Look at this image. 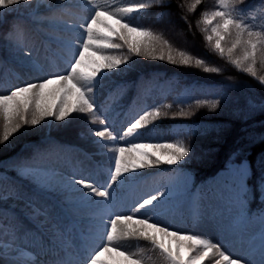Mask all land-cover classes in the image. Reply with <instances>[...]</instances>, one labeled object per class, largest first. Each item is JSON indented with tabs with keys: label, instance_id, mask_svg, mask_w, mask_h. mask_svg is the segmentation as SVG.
<instances>
[{
	"label": "trees",
	"instance_id": "trees-1",
	"mask_svg": "<svg viewBox=\"0 0 264 264\" xmlns=\"http://www.w3.org/2000/svg\"><path fill=\"white\" fill-rule=\"evenodd\" d=\"M41 1L32 0L31 6L22 4L0 12V94L56 76L44 64L50 60L57 67L56 62L40 51L37 43L43 49L49 40L56 42L59 49L55 55L69 67L76 49L67 47V44L83 38V30L78 25L84 21L77 9H60L58 4L44 8ZM140 2L150 6L127 19L162 36L171 44L177 58L183 51L193 60L188 65H181L168 61L167 54L164 60L149 54L136 56L128 52L126 45L112 50L108 54L127 56V63L104 72L95 94L99 96L111 87L117 92V99L108 112L98 108V115L114 126L113 110L123 111L129 108L131 101H135L131 121L145 110L159 108L166 115L142 130L139 143L183 142L190 150L183 159L184 167L196 180L214 175L228 163L246 161L250 172L246 179V199L250 209L260 205L258 196L264 178V83L261 82L264 54L258 52L253 65L256 75L253 76L244 70V64L237 66L231 62L243 55L239 46L232 57L227 52L221 56L215 50V39L212 42L206 39L208 31L203 20L206 13L217 10L218 0H200L193 10L189 9L195 0H169L164 8L151 4V0H131V3ZM77 3L79 0H71L65 5L73 7ZM235 9L237 13L248 9V22L258 25L256 30L264 26V0H243L235 5ZM23 24L26 27L21 31ZM65 25L71 26V30ZM112 26L119 29L114 20ZM97 27L107 34L103 26ZM130 38L144 39L137 33L130 34ZM113 40L123 44L118 36H113ZM232 40L234 35L226 36L222 46L230 47ZM62 48L69 49V52L62 51ZM27 52L31 55H25ZM159 54L155 53L157 57ZM196 59L203 60L204 64L197 66ZM103 63L105 61L97 56L89 54L86 57L88 68ZM205 67L217 68L219 72H205ZM154 78L157 80L152 89L146 90L144 81ZM160 78L163 79L162 89L157 90ZM213 102H216L215 109L210 107ZM181 112L188 115H180ZM102 127L99 119L79 113L64 121L46 117L38 126H23L7 142L0 143V179L21 182L28 188L42 187L64 206V211L73 212L81 201L80 193L76 192L79 186L70 183L75 178L71 171L60 170L50 157L65 143H76L87 151L98 149L91 133ZM2 133L3 118L0 116V136ZM24 168L31 169V173L22 174ZM155 168L150 164L146 170ZM12 186L15 189V184ZM10 197L13 198V194ZM2 207L9 210L7 206Z\"/></svg>",
	"mask_w": 264,
	"mask_h": 264
},
{
	"label": "snow or ice",
	"instance_id": "snow-or-ice-1",
	"mask_svg": "<svg viewBox=\"0 0 264 264\" xmlns=\"http://www.w3.org/2000/svg\"><path fill=\"white\" fill-rule=\"evenodd\" d=\"M169 0H151V4L159 8H164ZM243 0H218L219 7L210 14H205L204 23L215 25L211 27V35L206 39L209 42L214 40V48L223 56L226 52L229 57L237 50L238 46L242 49L243 55L232 59V63L240 66L244 64V70L253 76L256 72L253 65L256 63L258 52L264 54V26L261 30H256L258 25L248 22L246 15L248 9H241L237 13L235 5L242 3ZM200 0H195L190 5L189 10L195 9ZM31 6L32 0H0V12L10 10L12 6L19 5ZM150 5L145 2L130 3L125 6L112 8L96 7L94 15L86 22L78 25L83 30V38L77 41H70L69 48H75L73 59L69 63L70 71L67 74H59L52 78H46L35 83H28L24 86L16 87L6 94H0V116L3 118V133L0 136V143H5L9 138L20 130L23 126L33 127L41 124L46 117H54L56 121H64L74 113L90 114L95 119H99L102 129H95L92 135L96 138L99 151L110 154V168L107 181L101 183L93 179L74 178L70 183L80 186L81 197L101 198L100 200H88L89 203L112 204L114 199L115 185L122 184L127 176L135 175L140 169L147 168L150 164L161 162L167 165H175L189 155V148L183 142L176 143H137L136 137L142 136V130L156 121L157 118L166 113H162L159 108L143 111L138 118L130 121L119 135L114 131L113 126L108 124L106 119L98 115L99 109L96 104L94 93L99 87L105 71L118 69L127 63V56L120 57L108 54L112 50L127 46L128 52L141 56L152 55L153 58L165 59L173 64L188 65L193 57L186 52L180 51L177 56L173 55L172 46L162 36L155 34L150 29L138 24L131 23L127 17L146 10ZM182 7V5H178ZM114 20L119 29L108 24L105 19ZM98 25L107 30V34L100 31ZM66 29L71 30V26L65 25ZM235 30L234 33L232 30ZM137 33L143 36V40L131 39L130 34ZM231 46L225 48L222 41L226 36H233ZM113 36H118L123 44L113 40ZM159 52L157 57L155 53ZM91 54L98 59L105 61L96 68L86 71V57ZM25 55H31L30 52ZM96 63V61H92ZM197 66L204 64L203 60L196 59ZM205 72H219L217 68H204ZM264 83V77H261ZM49 85H56L50 91ZM216 108V102L210 105ZM180 115H188L181 112ZM94 122V121H93ZM126 138H128L126 140ZM157 149L165 153L156 156V153L142 152L141 149ZM136 153L137 156H133ZM31 169L24 168L23 173H31ZM246 169H237L238 178L246 174ZM262 194H264V178L261 179ZM235 192L232 193L237 200L246 199L247 193H242L238 184L234 183ZM168 196V191H158L150 194L142 201L133 204L129 210L131 214H120L118 212L106 213L100 217L99 231L95 233V238L100 241L96 244L93 251L85 258L84 264H108V261L101 259L105 253H117L124 257L127 264H142V259L134 252L127 251L119 245V241L129 237L143 238L151 243L153 249L158 250L165 258L167 264H205L210 258V254L215 253L219 259L215 264H241L242 258H232L226 254L219 244L201 236L180 233L170 229L167 225L161 224L155 219L158 215L157 207L162 198ZM143 210V211H142ZM148 213H153L149 215ZM139 214V215H138ZM151 230V231H150ZM12 237L13 234L0 227V250L12 247L11 243H4L3 237ZM92 234H89L91 238ZM171 237L177 241L176 248H172L165 243V238ZM187 241V244H182ZM262 248H264V238H262ZM181 247L187 249L186 253L180 251ZM53 264H72L70 260H56Z\"/></svg>",
	"mask_w": 264,
	"mask_h": 264
},
{
	"label": "rangeland",
	"instance_id": "rangeland-1",
	"mask_svg": "<svg viewBox=\"0 0 264 264\" xmlns=\"http://www.w3.org/2000/svg\"><path fill=\"white\" fill-rule=\"evenodd\" d=\"M68 1L69 0H42L41 2L43 7H49ZM94 2H100L105 5L106 8L112 9L129 4L128 0H83V14L85 17H89L92 9L91 5ZM106 22L111 24L108 19H106ZM215 23L216 21H213L212 25H206L204 23L208 35L212 34L211 27L214 26ZM183 45L188 46L185 42H183ZM49 53H51V49ZM93 68L86 67L85 70L90 71ZM64 69L63 67L62 70ZM69 71L70 69L67 68L62 74H67ZM151 84V82L148 83V86ZM55 87L56 85H50L48 91ZM127 139L128 138H126V140ZM137 139L136 137V142ZM141 151L149 152L150 154L153 153L152 150L147 148L141 149ZM155 153L156 155L152 156L153 160L156 159V156L165 155V153ZM90 154L93 153H85L75 146L66 148L62 156L57 158H61V160L65 159L66 162L71 163L78 178L83 177L104 183L106 177L100 169L94 168L89 158ZM133 156H137V154L133 153ZM137 158L139 157L137 156ZM153 166L158 168H160V166H168L175 170L169 174L162 171L158 172L156 176L147 175L142 177L141 180L136 179V174L147 172V168H144L140 169L135 175L127 176V179H125L122 184H118L121 188L122 186L126 188L123 189V194L120 193L118 197H114V205H111L110 213L118 212L120 214H131L129 210L132 208L133 204L142 201L143 198H147L150 194L167 190L168 196L163 202L160 201V205L156 209L158 215H156L155 218L158 219L160 223L164 222V224L168 226L171 225V227L172 224H174V226H178L179 229H170L176 230L182 234L190 233L209 239L219 244L222 250L232 258V253L235 251L240 253L242 257H248L246 255L249 254L250 259L246 258L249 264H264V248L261 246L264 236H256L264 220V211L261 212L258 217L252 218L250 216H245L242 200H237L235 196L232 195V193L235 192L233 188L234 183L240 186L241 192L245 190L244 178L249 172L247 163H230L225 167V170H221L214 177L207 178L204 183L197 188L192 187V174L184 169L182 160L171 166L163 162L153 164ZM240 167L247 170L242 178H238L237 173V169ZM3 187L2 185L0 190H2ZM40 189L43 191L39 190L37 194H29L24 186H20L22 198L17 196L15 200L8 197V195L0 197V213L6 215L7 211H5L2 206H7L10 209L21 211L24 214L11 216L9 220L10 226L14 225L21 235L23 233H31L33 238L34 235L38 236V242H36V244H39L30 243L26 250V254L21 257V261L17 264H53L56 260H65L67 255L70 256L68 260H70L72 264H84L85 258L93 251L96 244L100 243V241L95 238V233L100 230L99 221H92V218L93 213H96L98 218L104 214L96 209V205L94 206L93 203L88 202V200H95L96 198H82L83 201L79 208L80 214H78L80 217L79 220H81V225L86 226L84 229L88 230L87 232L90 231L88 235H82L75 226L69 224L68 217L64 216V214H60L57 206L52 205L45 190L43 188ZM76 192H81L80 187ZM187 208V221L189 222V226H186L184 218L180 217V214ZM207 208L209 210H207ZM171 209L173 210L170 211ZM260 211L261 210H257L256 213ZM163 213H165V215H163ZM37 214L42 217L38 221L34 218ZM148 214L153 215V213ZM42 222L45 225H41ZM0 227L5 228L2 223H0ZM6 231L10 232L8 229H6ZM89 234H92L91 238ZM7 238L8 236H5L3 240H7ZM240 239L245 242H240ZM118 243L122 248L134 252L137 255L145 253V257L149 259V264H167L162 254L158 250L153 249L151 243L143 238L129 237L120 240ZM165 243L175 249L177 241L168 237L165 238ZM181 243L187 244L188 242L182 241ZM44 249L46 252H44ZM65 249L69 252L71 249L74 250L76 255L69 254ZM84 249L88 250L85 254ZM29 250H37L40 254L36 255ZM3 251L4 250H0V253ZM180 251L186 253L187 249L181 247ZM12 256L14 255H10L9 257ZM101 259L108 261V264H127L124 257L117 253H105ZM216 259H219L218 255L215 253L210 254V258L205 261V264H215ZM145 263L147 264L146 259ZM142 264H144V260ZM241 264L247 263L241 261Z\"/></svg>",
	"mask_w": 264,
	"mask_h": 264
},
{
	"label": "bare ground",
	"instance_id": "bare-ground-1",
	"mask_svg": "<svg viewBox=\"0 0 264 264\" xmlns=\"http://www.w3.org/2000/svg\"><path fill=\"white\" fill-rule=\"evenodd\" d=\"M126 187H124V186H122V189H125ZM132 189H133V187H132ZM133 196V195H132ZM165 200V198H162L161 199V202H163ZM182 207V206H181ZM173 209H171L170 211H172ZM186 210H188V208L186 209ZM145 255V253H140V254H138V256L139 257H142V256H144ZM232 256H233V258H237V257H240V258H242V262H244V263H247V264H249V262L246 260V258H249L250 259V257L248 256V257H242L241 256V254L240 253H237V252H235V251H233V253H232Z\"/></svg>",
	"mask_w": 264,
	"mask_h": 264
}]
</instances>
